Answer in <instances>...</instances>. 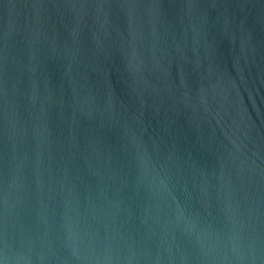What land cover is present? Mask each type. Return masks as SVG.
Segmentation results:
<instances>
[{
    "label": "water",
    "instance_id": "water-1",
    "mask_svg": "<svg viewBox=\"0 0 264 264\" xmlns=\"http://www.w3.org/2000/svg\"><path fill=\"white\" fill-rule=\"evenodd\" d=\"M0 264H264V0H0Z\"/></svg>",
    "mask_w": 264,
    "mask_h": 264
}]
</instances>
